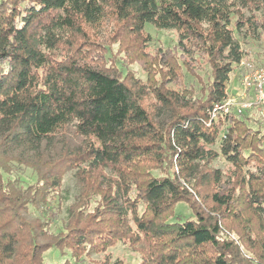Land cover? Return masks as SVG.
Instances as JSON below:
<instances>
[{
    "label": "trees",
    "instance_id": "16d2710c",
    "mask_svg": "<svg viewBox=\"0 0 264 264\" xmlns=\"http://www.w3.org/2000/svg\"><path fill=\"white\" fill-rule=\"evenodd\" d=\"M110 23L139 38L147 23L176 30L185 58L199 54L211 66L205 94L170 86L181 81L175 57L156 58L160 80L148 83L107 66ZM236 33L246 43L262 38L264 0H0V264H47L52 247L77 262L117 241L147 244L140 264H264V236L257 257H246L241 241L222 238L221 211L190 201L213 182L207 199L229 211L233 190L210 167L222 156L264 234V129L224 110L245 55ZM12 162L35 169L41 184L6 180ZM161 166L172 171L154 175ZM69 170L84 184V207L70 208L52 235L56 213L30 218V206L46 205ZM93 195L100 201L85 212ZM183 201L195 217L175 221Z\"/></svg>",
    "mask_w": 264,
    "mask_h": 264
},
{
    "label": "rangeland",
    "instance_id": "374dc122",
    "mask_svg": "<svg viewBox=\"0 0 264 264\" xmlns=\"http://www.w3.org/2000/svg\"><path fill=\"white\" fill-rule=\"evenodd\" d=\"M106 36L104 35V49L105 63L108 65H116L119 70L124 73L128 72L132 76L140 79L143 83H148L149 77H153L156 81L160 80V75L156 70H153L151 63L157 59H163L166 55L168 57H175L178 62V69L181 81L179 83H171L170 86L176 89L185 90L191 89L196 97H202L205 93V86L212 80L211 66L204 57L196 54L194 58H185L182 50L178 46L179 35L176 30H163L158 29L150 23L144 27V33L140 38L135 34H130L125 30L124 26H113V23L108 24ZM127 29V28H126ZM241 41L242 47L245 51L244 62H251L257 66L264 65V33L260 40L246 43L237 35ZM151 58L153 59L151 61ZM187 65V66H185ZM180 67V68H179ZM151 68V70H150ZM244 66L238 67L230 76L228 83V96L235 97L238 101L241 99V81L243 79L242 72ZM147 103L151 102L149 97ZM242 116L247 118V123L253 127H262L264 129V107L259 106L254 109L242 113ZM155 167V165H154ZM218 168L224 173L222 189L233 190L235 201L232 203L229 211L222 210L224 207H217L218 204L212 198L207 199V195L211 191L218 189V186L212 183L201 185L198 188L202 192L201 198L196 194L190 201L197 202L202 206L216 207L220 212V223L223 227L222 238H230L238 243L243 244L242 250L246 257L256 256V252L252 247H256L259 251V239L255 240L259 235L263 237V230H261L258 219L254 215L247 195L248 188L241 185L238 178L237 170L225 158L220 156L214 161L211 166ZM254 171V167L250 166ZM248 167H244L242 175ZM172 171L165 166L157 167L152 170L156 176H161ZM6 180L11 179L16 182L18 186L36 187L41 184L40 178L35 169L24 164H17L12 162L6 171H3ZM75 170H69L63 176L62 185L57 190H51L48 196V203L40 206H30V218H38L45 220L48 217L47 211L56 213V220H51L49 226V233L56 235L64 231L66 221L69 218V209L76 208L78 205L82 206L83 195H86L84 184L77 178ZM231 183H227L229 179ZM88 206L85 207V212L93 211L100 201V196L93 195L89 199ZM84 207V206H82ZM139 212H144V206L141 205ZM173 220H184L185 218H194L195 213L191 208L190 202H180L176 205L172 214ZM59 235V234H58ZM147 244H132L129 242L117 241L106 251L92 253L88 256L84 255L81 260L75 261L72 259L70 252L66 251L65 254L61 253L56 248H50L43 254V261L47 264H60L69 259L71 264H107L108 261H115L121 259L125 264H140L143 261L147 250ZM256 251V250H255ZM257 257V256H256ZM258 261L255 259L254 264Z\"/></svg>",
    "mask_w": 264,
    "mask_h": 264
},
{
    "label": "built area",
    "instance_id": "2783aa9c",
    "mask_svg": "<svg viewBox=\"0 0 264 264\" xmlns=\"http://www.w3.org/2000/svg\"><path fill=\"white\" fill-rule=\"evenodd\" d=\"M244 66L243 79L241 81V99L227 97L224 104L226 113H244L252 109L256 104L264 106V65L257 66L251 62L241 63Z\"/></svg>",
    "mask_w": 264,
    "mask_h": 264
}]
</instances>
